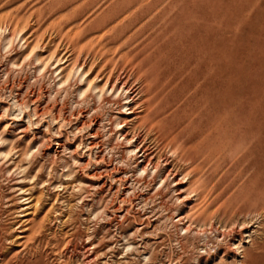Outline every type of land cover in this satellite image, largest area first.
I'll return each instance as SVG.
<instances>
[{
	"label": "rangeland",
	"instance_id": "374dc122",
	"mask_svg": "<svg viewBox=\"0 0 264 264\" xmlns=\"http://www.w3.org/2000/svg\"><path fill=\"white\" fill-rule=\"evenodd\" d=\"M0 27V264H264V0H0ZM197 28L212 71L178 74ZM108 73L167 118L152 165Z\"/></svg>",
	"mask_w": 264,
	"mask_h": 264
},
{
	"label": "bare ground",
	"instance_id": "6f19581e",
	"mask_svg": "<svg viewBox=\"0 0 264 264\" xmlns=\"http://www.w3.org/2000/svg\"><path fill=\"white\" fill-rule=\"evenodd\" d=\"M140 2V1H138ZM136 7V6H135ZM134 7V8H135ZM132 8V7H131ZM123 9V8H122ZM121 9V10H122ZM136 11V9H135ZM123 17V16H122ZM2 28V27H0ZM2 31V29H0ZM206 30V29H205ZM202 30V29H198L197 28V31L195 32L193 30V42L194 44L196 45L197 47V51H203L205 56H206V60L204 63H201V64H198L194 69H189V71L187 72L186 70H184L183 68H181L180 66V72L178 74H201L200 72V69L202 70L203 68H209L210 71H212V45H213V41H212V34H211V30ZM112 31V30H111ZM161 31V30H160ZM110 32V31H109ZM151 34V33H150ZM126 38V37H125ZM170 39H172V37L170 36ZM170 42V41H169ZM194 45V46H195ZM89 52V51H88ZM134 53V52H133ZM132 53V54H133ZM72 55V54H71ZM140 59V58H139ZM138 59V60H139ZM69 60V59H68ZM38 61V59H37ZM199 61V60H198ZM97 62V60H96ZM195 62V61H194ZM197 62V61H196ZM195 62V63H196ZM126 63V62H125ZM124 63V64H125ZM138 64V63H137ZM84 65V64H82ZM139 65V64H138ZM123 66V64H122ZM81 69V68H80ZM142 69V68H141ZM112 70V69H111ZM138 70V69H137ZM143 70V69H142ZM204 70V69H203ZM38 71V70H37ZM78 71V70H77ZM102 71V70H101ZM110 71V70H109ZM113 71V70H112ZM129 71V70H127ZM140 71V70H139ZM54 72V71H53ZM100 72V71H99ZM115 72V71H114ZM124 72V70H123ZM126 72V71H125ZM130 72H133V71H130ZM127 73V72H126ZM86 74V73H85ZM109 74V73H108ZM125 74V73H124ZM129 74V72H128ZM134 74V72H133ZM100 75V73H99ZM135 75L137 76V74L135 73ZM134 75V76H135ZM84 76V75H83ZM116 76V75H115ZM118 76V75H117ZM126 76V75H125ZM133 77V75H131ZM135 76V77H136ZM101 77V76H100ZM98 76V74L96 75V78H100ZM121 77V76H120ZM124 77V76H123ZM135 77H134V83H135ZM209 78H206V82H208L209 84L211 83V77L208 76ZM128 79V78H127ZM132 79V78H131ZM67 80V79H66ZM101 80V79H100ZM130 80V79H129ZM62 81V80H61ZM102 81V80H101ZM132 81V80H131ZM130 81V82H131ZM205 81V80H204ZM64 82V81H63ZM98 82V81H97ZM133 82V81H132ZM137 82L139 84H141L143 82V80L141 78L137 79ZM194 82V81H193ZM206 82H205V85H206ZM90 83V82H89ZM96 83V82H95ZM62 84V83H61ZM65 84V83H64ZM85 84V83H84ZM94 84V83H93ZM133 84V83H132ZM137 84V83H136ZM146 84V83H145ZM144 84V85H145ZM87 85V84H86ZM135 85V84H134ZM139 86V85H138ZM142 86V85H140ZM139 86V87H140ZM204 86V84H203ZM107 87L110 89L111 91V94L113 93L112 91H119L120 93H123V96L124 97L122 99L121 97V100H124L125 102L121 103L118 101H114L116 106H117V117L115 118L117 121V123L113 122L111 124H114L115 126H119L120 127L117 129V132H116V136L117 134L120 136L121 138V141L124 143V147H123V150H124V153L126 152L127 154H130L132 155V157L135 158V163H136V166L137 168L140 167V168H143V166H146V165H152V160L148 159V157L151 155V151L149 149L148 146H145L144 145V141L139 143V145H137V142H139L140 140V137L139 135L135 134V131H138L140 132L139 130L141 129H144L146 130L148 133H151L153 130L155 129H158L161 124L163 123V121H167V118H162L161 117V114L159 111H154L151 112V108H152V100H147V102H144V103H140L138 102V95L141 96L143 94H141V91H139L137 88H135L134 86H132L131 84H129V82L127 80H122L120 79L119 77H117L116 79H113V76L111 75V73L106 76L105 80H104V84H103V88H106ZM146 87V86H145ZM144 87V88H145ZM97 88V86L95 87ZM100 88V87H99ZM143 88V89H144ZM199 88V87H198ZM209 88V87H208ZM207 88V89H208ZM146 89V88H145ZM202 89V87H201ZM89 90V89H88ZM108 90V89H107ZM147 90V89H146ZM197 90V89H196ZM195 90V91H196ZM92 91V89H91ZM98 91V89H97ZM194 91V93H195ZM87 92V91H86ZM99 92V91H98ZM148 92V90H147ZM88 93V92H87ZM107 93V92H106ZM97 94V93H96ZM117 94V93H116ZM115 94V95H116ZM141 94V95H140ZM105 95V94H104ZM121 95V94H120ZM118 95V96H120ZM80 96V95H79ZM99 96V95H98ZM109 96V95H108ZM113 95L109 96L112 98ZM117 96V97H118ZM107 98L106 101L109 103V99L110 98ZM116 97V96H115ZM143 97V96H142ZM106 98V97H105ZM120 98V97H119ZM116 99V98H115ZM142 99V98H141ZM144 99V98H143ZM142 99V100H143ZM213 100V99H212ZM105 101V100H104ZM112 104V102H110ZM140 103V104H139ZM109 105V104H108ZM115 106V107H116ZM212 106H214L212 104ZM213 108V107H212ZM115 109V110H116ZM124 109V111H123ZM206 109V108H205ZM143 111H146L147 114L145 116H139V112H143ZM203 114V113H202ZM129 116H132L133 118L131 119H128ZM203 117V116H202ZM121 122H118L119 120H121ZM171 119V118H170ZM106 121V120H105ZM110 124V123H109ZM104 125V124H103ZM111 127V125H110ZM114 126H112L113 128ZM114 130V129H113ZM143 131V130H142ZM157 132V131H156ZM112 133V134H113ZM137 133V132H136ZM154 133V132H152ZM111 134V133H110ZM113 134V135H114ZM139 134V133H138ZM148 137V136H147ZM150 137V136H149ZM155 137V136H154ZM152 137V139L154 138ZM151 139V140H152ZM148 140V139H147ZM156 142V140H154ZM143 143V144H142ZM157 143V142H156ZM159 143V141H158ZM154 144V143H153ZM154 148V147H153ZM113 150V149H112ZM111 150V151H112ZM172 150V149H170ZM138 154H140V156H138ZM5 155V154H4ZM3 155V156H4ZM2 155H0L1 157ZM7 156V155H6ZM147 163V164H146ZM154 165V164H153ZM147 167V166H146ZM152 167V166H151ZM264 167V166H263ZM145 168V167H144ZM154 168H156V165L154 166ZM261 168V167H260ZM146 169V168H145ZM140 170V169H139ZM156 170V169H154ZM22 171V170H21ZM142 171V170H141ZM145 172V171H144ZM119 180V179H118ZM120 183L121 182H124L123 180H119ZM179 183H176L175 185L178 186ZM241 211L239 210H235V213H240ZM257 213V215H260V217L264 218V205H262L258 210L255 211ZM242 218V217H241ZM240 220L237 218V219H230L228 222H226L227 224H225L222 229H224V231L227 230V235L228 236V242H232L234 240V236H237L239 235L238 232L234 229V226H239V227H242L246 221L245 220ZM178 222H182V219L179 218L178 219ZM237 229V228H236ZM22 230V229H21ZM27 230V229H25ZM24 231V230H23ZM181 231V230H180ZM241 231V230H240ZM187 232V231H186ZM22 233V232H21ZM224 233V232H223ZM240 233V232H239ZM241 235V234H240ZM15 237V236H14ZM18 240L16 243H19V241L23 239V236H17L16 237ZM227 242V241H226ZM35 245V244H34ZM230 247H232L233 245H229ZM231 249V248H229ZM234 249V248H233ZM229 251V250H228ZM241 258H245V256L242 254ZM246 264V263H245Z\"/></svg>",
	"mask_w": 264,
	"mask_h": 264
}]
</instances>
